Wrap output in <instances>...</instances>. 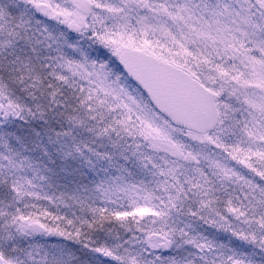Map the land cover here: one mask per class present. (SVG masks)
<instances>
[{
    "label": "snow or ice",
    "instance_id": "snow-or-ice-1",
    "mask_svg": "<svg viewBox=\"0 0 264 264\" xmlns=\"http://www.w3.org/2000/svg\"><path fill=\"white\" fill-rule=\"evenodd\" d=\"M0 264H264V0H0Z\"/></svg>",
    "mask_w": 264,
    "mask_h": 264
}]
</instances>
